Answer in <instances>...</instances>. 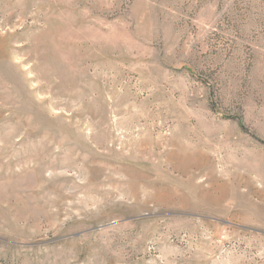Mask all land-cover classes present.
<instances>
[{"label":"rangeland","instance_id":"obj_1","mask_svg":"<svg viewBox=\"0 0 264 264\" xmlns=\"http://www.w3.org/2000/svg\"><path fill=\"white\" fill-rule=\"evenodd\" d=\"M0 264H264V0H0Z\"/></svg>","mask_w":264,"mask_h":264}]
</instances>
